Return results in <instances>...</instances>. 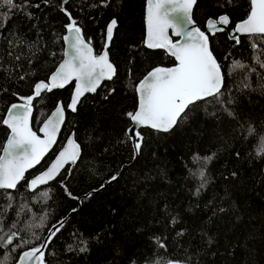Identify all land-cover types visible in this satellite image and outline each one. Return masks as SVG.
Here are the masks:
<instances>
[{"label":"trees","instance_id":"1","mask_svg":"<svg viewBox=\"0 0 264 264\" xmlns=\"http://www.w3.org/2000/svg\"><path fill=\"white\" fill-rule=\"evenodd\" d=\"M220 5L224 6L221 7ZM74 8L79 7L75 6ZM248 8V0H233L231 5L227 3V0H197V4L193 8L192 18L197 22H203L206 18H216L219 15L227 14L230 17L229 25L232 26L235 22L246 17ZM113 12L117 16V10L115 9L114 11L113 8ZM81 20L82 22H78V25L82 28V31L85 34L88 33L94 39L98 34V22L95 21L97 20V14L94 9L89 10V8H86L84 13L81 14ZM58 31L53 32L45 41L34 40L29 43L28 46L30 47L31 45L30 51L42 50L45 61L48 62L57 59L59 53L56 52L54 55L55 51L51 52V48L53 50L54 45L58 47L59 35L61 36ZM127 37L128 33L126 31H121L119 35L114 34L110 51L115 65L119 61L124 70L130 67L129 62H134L137 70L136 74L130 75L131 79L136 78L140 72L142 75L145 72L143 70H147L152 65L169 66L173 64L172 58L160 50L150 51L143 48L138 54L136 49H129L126 46ZM240 38L241 44L235 45L234 41L228 40L224 32H218L214 36L209 35L210 48L222 65L226 81L225 89L230 87L228 85L232 83L236 84L231 94V97L235 98L236 102L229 105V109L234 112V116L227 114V124L219 130L212 144L202 152L197 153L198 138L196 136L193 143L191 139L188 140V143L191 142L192 145L190 144L186 154L182 155V168H179L171 176L161 174V180L164 183L169 184L170 180L173 179V185L176 184L175 188L170 190L171 192L169 191L170 194L175 191L172 199L177 192L175 200L168 205L169 207L173 206L169 215L162 218L151 215L153 209L151 204H149V199L152 198L151 202L155 205L161 192L157 178L159 171L156 167L165 165V162L155 158L161 147L153 144L149 153L146 154V156L148 155L146 159L144 160L143 158L141 160L140 177L136 181L129 183V176L126 174L123 184L118 188H113L107 202L110 208L107 216H105L103 208V211H100L102 209L99 208V212L96 213L94 211L96 207L93 206V202L83 206L80 212L78 209L71 215V217L75 215V222H79L77 228L70 221L65 222L68 225L70 224L68 227L70 232L65 233L68 236L66 235L67 237L59 239L63 232H61L62 227L50 243V249L53 248L57 254L56 264H81L85 258L78 257L79 251L77 248L72 247V250H68L69 245L66 244L71 242L73 236L78 235L80 239H82L80 236H83V241L87 242L88 250L86 253H88L95 245L96 234L95 231L91 232V230L97 225L110 229L118 226L119 236L117 238L118 240L126 239L127 242L125 244L127 245L128 253L134 249L140 251V262L138 264H157V261L159 264H165L169 260L180 261L184 264H264V158L257 157L253 147L259 135L264 133L262 132L264 130V88L261 87L264 84V69H261L258 64L253 62V56L259 55V53H253L249 38L247 36H241ZM259 47L264 49V43H260ZM126 55L129 58L123 61ZM234 60H239L243 64L249 65L250 68H255L256 71L249 72L250 68L248 67L243 70L238 69L229 76V66ZM9 66H12L11 70L16 68L13 63H9ZM1 67H5L6 70L9 68L7 64H1L0 62ZM246 75L248 76L247 80H245ZM118 76L119 78L112 80L116 82L117 87H113L115 93L110 96L108 103L97 106L92 112H85V120L100 117V119L105 120V127L100 130L94 123L81 128L82 134L88 139L87 144H91L92 147L90 151L87 150L90 153L89 155L85 151L82 161H80L74 171L72 182L74 193H80L84 188L95 187L99 183L94 180L102 168L89 174V170L93 167L91 160H95L94 156H98L96 146H102L109 150L110 146L114 144H111L112 138L119 135L120 126L122 127L124 121H127L124 111L132 107L134 99L132 92L124 86L126 79L124 74L121 73ZM245 83L249 84L250 87H243ZM117 90H119V93H117ZM53 94L54 91L45 96L44 101L49 104L48 107L55 100V94ZM113 96L115 97L112 100ZM1 115L2 113L0 114V121ZM74 123L75 119H73ZM186 123L187 120L177 126L180 127L184 137L191 135V127ZM249 124L256 129V135L245 139ZM116 147L119 150L125 149L123 145L117 144ZM167 148L172 150L171 147ZM241 150L243 152L239 153V156H237V153L236 155L233 154V152ZM193 152L200 155V159H198L197 165L190 175V170L188 169L193 166ZM213 153H215V157L205 166L202 158ZM121 155L122 151L120 150L118 163L128 160V158L121 159ZM223 156H227L225 157L227 158L225 171L227 184L221 190L210 195L215 181L213 168ZM201 168H205L207 186L201 189L199 196H195L194 192L201 183L198 178ZM232 173H236V175L233 176ZM85 174L86 176H84ZM162 185L166 187L165 184ZM121 195L124 196L123 199L120 198ZM50 202L51 204L48 207ZM69 204L68 208H71L74 206V201L69 200ZM2 205L0 204V209L3 207ZM145 205L147 207H144ZM45 206L51 213L50 220L59 218L67 210V207L66 209L64 208V204L61 206V203L59 201L58 203L54 202V199H50ZM126 209V223L123 225ZM144 209L148 210L147 212L150 215L148 219ZM220 209H223V211ZM140 212L141 217H135ZM173 217L177 220L175 225L170 223ZM153 225H158L159 235L156 237L160 238L166 248H159L153 238H145L141 242H136V245L129 243L128 240L136 236L138 238L136 241H140L141 237L143 238L148 234L147 231ZM178 232H183L184 234L178 236ZM70 235L72 237L69 239ZM99 237L108 238V236H103L102 234ZM114 251L111 257H106L104 264H114L121 260L124 254L126 255L125 250L120 246H114ZM15 256L16 253H12L10 261L14 260Z\"/></svg>","mask_w":264,"mask_h":264},{"label":"snow or ice","instance_id":"2","mask_svg":"<svg viewBox=\"0 0 264 264\" xmlns=\"http://www.w3.org/2000/svg\"><path fill=\"white\" fill-rule=\"evenodd\" d=\"M44 2L48 3V0H44ZM232 2L233 0H227L229 5ZM248 2L249 8L246 17L235 24L227 38L234 41L235 45H239L241 44L240 37L247 36L253 53H259V55L253 56V62L264 69V58H262L264 49L259 47L260 43H264V0H248ZM68 3L69 0H61L59 4V10L67 16L69 21L65 25L67 34L63 36L66 48L62 62L50 74L47 82L35 83L33 95L18 97L23 103L11 104L7 108V117L2 120L3 125L10 130V134L7 136V142L0 145L3 151V154L0 155V190L16 189L21 181L26 182L28 190H35L39 185H45L55 180L65 165H75L80 156V145L69 137L66 145L45 171L35 176L31 181L25 180V172L39 164L57 143V136L65 120V108L61 103H58L55 110L42 122V126L39 128L42 137L38 135L30 126L35 98L40 97L42 93L51 92L53 89L64 88L74 81L75 90L67 108L75 112L77 104L85 93H95L100 87L101 81L111 80L115 75L116 70L109 61L108 43L104 44L102 53H95L91 39H85L78 21L64 7ZM196 4L197 0H147L144 45L148 49L163 50L167 56L174 58L175 66L170 68L155 67L135 87L139 98L138 108L134 112L126 113L127 118L131 121V126L124 133L126 140L133 141L131 146L133 159L140 155L145 140L144 134L140 131L141 128L152 129L156 133H169L183 120L188 119L189 113L199 107L202 101L205 107L210 103L219 104L229 116H234V112L225 105L235 104L236 101L231 96L227 101L223 99L226 88L225 76L222 65L210 48L209 35L194 26L192 13ZM33 6L39 7V5ZM101 6H108L106 0H102ZM16 7V0H0V9L8 10L3 14L4 17H8V13ZM92 7H96V5H92ZM28 15L31 18V13ZM229 24L230 17L227 14H222L216 19L209 18L206 28L208 33L214 36L218 32H224ZM116 25L117 20L112 19L106 26L108 42L112 40ZM3 26H6V20L0 19V27ZM171 36L178 37V39L173 40L170 38ZM15 59L19 60L20 57L16 56ZM245 68H248V65L234 60L229 66L228 75H232L238 69ZM255 71V68L249 69V72ZM20 79H24V77L21 76ZM245 79H248L247 75ZM243 87L247 88L250 85L245 83ZM261 87L264 88V84ZM13 95L16 94L13 93ZM104 99H108V96H105ZM253 135H256V129L249 124L245 139ZM120 142L124 143L125 141ZM256 156L264 158V134L259 135ZM214 157L215 153L203 157L205 166ZM118 175L119 173L111 176L108 183L115 181ZM232 175L235 176L236 173H232ZM198 178L201 183L194 192L195 196H199L201 189L207 186L205 168L199 170ZM103 187L102 184L101 188ZM98 190L94 189L93 191ZM65 192L72 199H79L72 196L66 187ZM92 194V192L87 193L85 198H90ZM41 195L46 199L50 198L49 191H44ZM80 202L83 203V200ZM11 207L12 205L9 203L7 208ZM24 207L21 206V211ZM220 210L223 211V209ZM72 211H76V209ZM16 215L17 219L7 226L0 218V249H7L9 253H18L15 264H47L45 250L48 249L52 238L63 227L64 221L59 222V226H52L49 236L43 244L25 251H18L34 243V240L25 239L19 233L32 227H44V218H41L38 224L27 225L17 231L15 229L19 223L20 211ZM170 223L175 225L176 218L173 217ZM183 234V232L177 233L178 236ZM33 236L35 240L40 239L34 233ZM17 240L20 243H16ZM153 240L159 248H166L159 237H153ZM80 243L83 246L79 248V251L86 252L88 250L87 242L81 240ZM68 250H72L71 245ZM49 254L54 255L55 253L49 252ZM8 259V255H3L0 264H7ZM132 264H136V262L133 261ZM157 264H159L158 261ZM167 264H182V262L169 260Z\"/></svg>","mask_w":264,"mask_h":264},{"label":"rangeland","instance_id":"3","mask_svg":"<svg viewBox=\"0 0 264 264\" xmlns=\"http://www.w3.org/2000/svg\"><path fill=\"white\" fill-rule=\"evenodd\" d=\"M60 3L61 0H48V3H45L44 0H16L17 7L8 13V17L3 16V14L5 12H8V10L0 9V19L6 20V26L0 27V62L1 64H7L9 67L7 70L5 69V67L0 68V114L2 113L3 115L4 110L9 104L17 101L23 102L18 97L29 96L32 92L33 84L37 80L46 79V77L52 72L58 61L61 59L62 42L60 35L59 43L57 44L58 47L54 45V49L52 50L51 48V52L55 51L54 55L56 54V52L59 53V57L53 61H45L46 59L44 58V52L42 50L36 48L37 51L32 52L30 51L31 48L28 46V44L34 40H39L41 42L45 41L47 37L52 35V33L56 30H59V34H62L68 18L64 15L63 12L59 10ZM106 3L108 6L105 7L101 6L102 0H69V3L67 5H64V7L72 14L73 18L76 19L78 22H82L81 14L84 13L86 8H89V10L94 9L95 13L97 14V20L95 21L98 22L97 39L99 40V42L102 41V38L104 36V28L107 21L111 16H116L115 12H113V8L114 11L116 9L118 14L115 17L117 20L115 34L119 35L121 31H126L128 33L126 46L129 49H136V51H138V54H140L139 51H142L144 48L142 40L143 31L141 32L144 0H106ZM33 5H39V7H34ZM92 5H96V7H92ZM75 6H78L79 8H74ZM28 13H31L32 18H29ZM98 47H100V45H98ZM9 53H11V55H9ZM16 56H19L20 59H15ZM126 58L128 59L129 57H127V55L124 56L123 61ZM130 59L134 61L132 57H130ZM9 63L15 64L16 68L11 70L12 66H9ZM116 65L117 66L114 78H119V76L117 77V75L123 73L126 78L124 86L128 90L132 89V81L130 75H133L134 73L136 74L137 66L134 65V62H129L130 67L124 70L119 61L116 63ZM248 67L250 68L249 65ZM143 71L146 70L144 69ZM140 75L141 72L137 77H139ZM21 76H23L24 79H20ZM235 85L236 84L232 83L231 85H228L230 87L224 89L225 96L223 97V99L225 101L233 93V88ZM113 87H117L116 82H104L95 93L87 94L83 98H81L80 102L77 105V111L72 113L67 112V122L63 126L60 138L56 143L55 147L53 148L51 154L47 155L46 158L40 163V165L33 170V172L26 174L25 180H27L30 176L44 168V166L48 163L50 157L55 154V152L61 146L65 136L70 131L73 134L74 141L80 145L81 149L80 156L76 163L78 166L80 161H82L81 159L83 158L85 151H90V148L92 147L91 144H87L88 139L86 138V136H84V134H82L81 128L94 123L100 130H103L102 128L105 127V120L100 119V117L85 120V112H92L97 106L105 105L106 103H108L110 96L115 93V89ZM70 90L71 86L55 90V100L49 107V104L44 101V99L45 96L50 93H42L40 97H37L33 100L34 112L31 120L33 130H37L38 126L42 122V119L54 107L55 102L57 100L61 99L64 103L67 102ZM110 92L111 95H109ZM13 93H15L16 95H13ZM117 93H119V90H117ZM105 96H108V99H104ZM114 97L115 96H113L111 99L113 100ZM225 106L229 108L228 104H226ZM128 112H131V109ZM126 113L127 110L124 112V116H126ZM226 118L227 112H225L219 104L210 103L207 104V106L205 107V104L202 101L200 102L199 107H196L193 112L189 113L188 119H186V124H189V126L191 127V135H189L188 137H184L183 133H181L180 131V127H177L180 123L169 133H156L154 130L141 128L140 131L144 134L145 140L140 155H138L135 159L132 158V143L131 141H127L124 135L129 123H127V121H124L123 126H120L119 135L112 138L111 144L116 143V145L113 144V146H110L109 150L108 148L102 146H96V153L98 154V156H94L95 160H91L93 167L91 168V170H89L90 174L102 168L99 171L97 178H95V182H100L106 176H109L108 178H111V176L119 173L118 178L112 182L113 184L110 187H105L106 189L104 188L102 192L92 194L90 198L84 199L83 203L79 202L77 205L79 207V212L82 210L83 206L94 202L93 206L96 207L94 211L97 213L99 212V208H103L105 211L104 214L105 216H107V213L110 209L109 204L107 202L110 198L113 188H118L123 184V179L126 174H128L129 176V183L131 181H136L140 177L141 160L143 158L144 160L146 159V157L148 156H146V154L149 153L151 146L153 144H156L161 148L160 150H158L159 153H156L155 158L165 162V165H161V167H156V169L159 171L157 173V178L161 192L159 193V199L157 200L156 204H152V198L149 199V204H151L153 209L151 213L152 216H159L160 218L168 216L171 210L173 209V206L169 207L168 205L170 204V202H173L177 196L176 192L175 197L172 199V196L175 194V191L170 194V190L175 188L176 184L173 185V179L170 180L169 184L164 183L161 180V174L163 173L171 176L172 174H175L179 170V168H182V155L186 154V151H188V149L190 148V144L191 142L193 143L195 136L198 138V148H196L197 153L202 152L204 149L210 146L219 130L227 124ZM73 119H75L74 124ZM186 120H183L181 123H185ZM262 132H264V130ZM7 133L8 130L2 125V121H0V145L3 144ZM190 139L191 142L188 143V140ZM122 140L125 141L124 143L126 145L120 142ZM117 144L123 145L125 147L124 150L120 149L122 151L121 159L128 158V160H124L123 162L118 163L120 157V150L116 147ZM167 147H171L172 150H168ZM253 147L254 152L256 153L257 142L256 144H254ZM241 152H243V150L233 152V154L236 155V153ZM197 153L193 152L192 154V165L194 167L191 166V168L188 169L190 170V175L193 173L198 161L194 158H199L200 156ZM89 154L90 153L88 152V155ZM225 157L223 156L214 165L213 170L215 175V181L212 185L210 195L221 190L227 184L225 179L227 158ZM75 165L68 166L60 175L56 177L55 180L43 186L37 187L35 190L29 191L27 189L25 181H22L16 189H13L11 191L0 190V204H3V207L0 209V218L3 219V223L5 226L9 225L11 222L17 219L16 214L18 211H20V216L19 223L17 224V229H15L17 231H19V229L21 228H25L27 225L38 224L40 223L41 218H44V227H32L27 229L26 231H21L19 233L20 236L25 239L34 240V243L29 244L24 248L19 249L18 251H22L28 247L37 246L42 239V235H44L47 229H49L50 226L58 220V218L50 220L51 213L45 206V204H47L50 199H54V202L57 203L59 201V203H61V206H63L64 204L65 209L66 207L68 208V206L70 205L69 199L67 198V196L69 195L65 192V187L67 188L68 192L74 193L72 189V182L74 179L75 172H73V170ZM122 165H124V167ZM84 176H86V174ZM162 184H165L166 187ZM89 188L84 189L87 190ZM84 189L83 191H80V193L84 192ZM94 189L95 187L91 188V190ZM44 191H49L50 198L46 199L41 195ZM9 197H11V200H9ZM168 197H170L169 200H167ZM120 198L123 199L124 196L121 195ZM9 203H11L12 205L11 208H7ZM50 204L51 202L48 204V207L50 206ZM116 204H118V202H116ZM22 205L25 207L21 211ZM144 207H147V205H145ZM5 208H7V211H5ZM103 209L100 211H103ZM144 211L146 212V216L148 219V217H150L147 212L148 210L144 209ZM126 213L127 209L124 213L123 225L126 223ZM74 217L75 215L70 217V219L67 221H70L77 228L79 222H75ZM135 217L140 218L141 212L139 213V215H135ZM69 225L68 223H65L62 228L65 229H61V232H63L59 239H63L68 236V234L65 233L70 232L68 228ZM118 229V226H115L111 229L108 227H100V225L94 226L91 232L95 231L96 241L95 245L88 253L79 251V248L83 246L80 243L81 240H84L83 236H80L82 238L80 239L78 235L73 237L72 235H70L69 239L72 237V240L66 245H72V243L74 242L72 247L77 248V250L79 251L78 257L85 258L81 264H104L106 262V257H111L112 254L115 252L114 246H120L126 252V255L124 254V257L114 264H132L133 261L138 264L140 262V251L138 249H134L132 252L128 253L127 245L125 244L127 242L126 239L123 240L122 238L118 240L117 238V236H119ZM158 231V225H153L150 230L147 231L148 234L143 238L141 237L140 241H136V239H138L136 238L137 236L128 241L130 244L133 243L134 245H136V242H141L145 238L150 239L158 236ZM33 233L35 234V236H39L40 239L35 240ZM101 234L103 236H108V238H100L99 236H101ZM16 243H20V241L17 240ZM50 247L51 244H49L48 249L45 250L46 262L47 264H53V262L54 264H56L55 260L57 259V254L56 252H54L53 248L50 249ZM49 252H54L55 254L51 255L49 254ZM0 254L8 255L9 259L7 261V264H13L18 255V253H16L14 260L10 261L12 253H9L7 249H0ZM3 255H0V259H3Z\"/></svg>","mask_w":264,"mask_h":264},{"label":"water","instance_id":"4","mask_svg":"<svg viewBox=\"0 0 264 264\" xmlns=\"http://www.w3.org/2000/svg\"><path fill=\"white\" fill-rule=\"evenodd\" d=\"M146 15H147V0H145V4H144V12H143V21H144L143 46H144V47H145V45H144V40H145V38H146ZM219 16H220V15H219ZM219 16H217L216 18H218ZM209 18H211V17H209ZM209 18H206V19H205V21H204V23H203V27L199 26L195 21H194V26L199 27L202 31H205L206 34L211 35L210 33H208V30H207V28H206V24H207V21L209 20ZM216 18H212V19H216ZM112 19H115V18L112 17V18L106 23V25H105V28H104V36H103V47H102L100 53L103 52V50H104V44H105V43H108V47L111 45L112 40H111V42H108L107 39H106V26H107V24H108ZM243 19H244V18H243ZM243 19H241V20L235 22L234 25H233L231 28H229V27L227 26V28H226L225 31H224L225 34H226V36H228V33L231 32V31L234 29L235 24L238 23V22H240V21H242ZM114 30H115V29H114ZM114 30H113V37H114ZM66 34H67V33H66V29L64 28V31H63V33L61 34V42H62L61 59L58 61V63L56 64V66L54 67V69L52 70V72H53V71L55 70V68L59 65V63L62 62V60H63V58H64L63 53H64V50H65V48H66V45H65V43H64V41H63V36L66 35ZM237 35H240V34H237ZM113 37H112V39H113ZM170 38L173 39V40H177V39H178V37H174V36H171ZM145 49H147V50H160V51H162V52L164 53V51L161 50V49H148L147 47H145ZM171 58H172V60H173L174 63L171 64V65H169V66L154 65V66L150 67V68H149V69H148V70H147V71L141 76V78L136 82V84H135V86H134V91H135V87L139 84L140 80H142L143 77H144L149 71H151L152 69H154L155 67L170 68V67L175 66V60H174L173 57H171ZM112 64H113V63H112ZM113 66H114V65H113ZM114 68H115V67H114ZM52 72H51V73H52ZM51 73H50V74H51ZM50 74L46 77V79H44V80H37L35 83L40 82V81L47 82L48 77L50 76ZM109 81H111V80H103V81H101V84H103L104 82H109ZM35 83L33 84L32 92H31L30 95H33V91H34V85H35ZM70 85H71L72 88H71L70 94H69V96H68V100H67V102H66V105L64 106L61 100H57V101L55 102L54 107H53V108H52V109H51V110H50V111L44 116V118L42 119V122H43L48 116L51 115L52 111L55 110V108H56V106H57L58 103H61V104L64 106V108H65V114H66V112L72 113V111H71L70 109L67 108V105L70 103V101H71V97H72V94H73V92H74V90H75V82L73 81L72 83L66 85L65 87L70 86ZM65 87H64V88H65ZM98 88H99V87H98ZM98 88H97V89H98ZM59 89H62V88H56V89H53L51 92H53V91H55V90H59ZM51 92H46V93H51ZM87 94H92V93H85V95H87ZM85 95H84V96H85ZM135 95H136V104H135V107H134V109H133V112L138 108V103H139V98H138V95H137L136 92H135ZM84 96H83V97H84ZM83 97H81V98H83ZM36 98H37V97H36ZM80 100H81V99H80ZM14 103L19 104V103H23V102L17 101V102H14ZM11 104H13V103H11ZM11 104H9V105L7 106V108H8ZM77 105H78V104H77ZM7 108H6V109L4 110V112H3V115H2V119H1V121H2L4 118L7 117ZM33 112H34V108H33ZM33 112H32V115H33ZM31 120H32V118H31ZM31 120H30V126L32 127ZM64 121H65V120H64ZM42 122L40 123V125L38 126V128H37V130H36L37 134H38V135H41V137H42V133L39 132V128L42 126ZM129 122H130V124L128 125V127L131 126V121L129 120ZM63 124H64V123H63ZM63 124L61 125L60 132H59V134H58V136H57V142H58V140H59V136H60V133H61V130H62V126H63ZM2 125H3V123H2ZM3 126L8 130V133H7V135H6V138H5L4 142H3V144H4V143L7 142V136L10 134V130L7 128V126H5V125H3ZM128 127H127V128H128ZM127 128H126V129H127ZM32 129H33V128H32ZM151 130H152V129H151ZM33 131H35V130H33ZM69 137H71V138L73 139V134H72V133H69V134L66 136V138L64 139V141L62 142L61 146L58 148L57 152L54 154V156H53L52 159L50 160V162H48V163L44 166V168H42L39 172H37V173L33 174L32 176H30L26 181H31L35 176L41 174L43 171H45V170L51 165V163L55 160L57 154H58V153L62 150V148L66 145L67 140H68ZM132 143H133V141H132ZM55 145H56V144H55ZM55 145H54V146L52 147V149H51V150H50V151H49V152H48V153L42 158V160L40 161V163H41V162L46 158V156H47V155L53 150V148L55 147ZM2 154H3V151H2V147H1V149H0V155H2ZM40 163L37 164L35 167L28 169V171L25 172V175H26V174H29L30 172H32L35 168H37V166L40 165ZM67 165H68V164H67ZM67 165H65V167H66ZM65 167H64V168H65ZM62 170H63V169H62ZM62 170H61V171H62ZM109 180H110V179H109ZM52 181H53V180H52ZM50 182H51V181H50ZM26 186H27V184H26ZM40 186H43V185H39L38 187H40ZM27 189H28V188H27ZM11 190H13V189L5 190V191H11ZM29 191H30V190H29ZM68 216H69V215H68ZM68 216H67V217H68ZM67 217H66V218H67ZM66 218H63V219H61L60 221H58V222H56V223H53V224L50 226V228L47 229V231L45 232V234L42 236V239H41L40 243H39L37 246L43 244V243L47 240V238H48V236H49V230L52 229V226H53V225H57V226H59V222H61V221H65ZM33 247H34V246H33ZM29 248H31V247L25 248V249L22 250V251L28 250ZM15 261H16V260H15ZM174 261H176V260H174ZM13 264H15V262H14ZM165 264H167V263H165ZM182 264H184V263H182Z\"/></svg>","mask_w":264,"mask_h":264},{"label":"flooded vegetation","instance_id":"5","mask_svg":"<svg viewBox=\"0 0 264 264\" xmlns=\"http://www.w3.org/2000/svg\"><path fill=\"white\" fill-rule=\"evenodd\" d=\"M144 4H145V0H144ZM143 12H144V6H143ZM112 18V16L109 18V20ZM115 18V17H114ZM116 19V18H115ZM108 20V21H109ZM107 21V22H108ZM195 21V20H194ZM204 21H205V19H204ZM204 21L203 22H197V21H195L199 26H201V27H203V23H204ZM69 21L67 20L66 21V24L68 23ZM233 26V25H232ZM232 26H230V25H228V27L229 28H231ZM65 28V27H64ZM142 34H144V21H143V13H142ZM63 33V32H62ZM225 33V32H224ZM114 34H115V30H114ZM83 35H84V37H85V39L87 40V39H91V43H92V47H93V49H94V52L95 53H100V51H101V49H102V47H103V38H102V41L101 42H99V40L97 39L98 37L96 36L94 39L92 38V37H90L89 35H88V33H84L83 32ZM211 36V35H210ZM142 40H143V38H142ZM112 43V42H111ZM98 45H100V47H98ZM145 48V47H144ZM110 49H111V45L108 47V49H107V51H108V55H109V61L111 62V63H113V65H114V67H115V70H116V65H115V63H114V61H113V58H112V54H111V51H110ZM150 51H153V50H150ZM174 63V62H173ZM155 65H157V64H155ZM152 66H154V65H152ZM151 66V67H152ZM150 68V67H149ZM148 68V69H149ZM147 69V70H148ZM146 70V71H147ZM145 71V72H146ZM144 72V73H145ZM143 73V74H144ZM142 74V75H143ZM142 75H140L139 77H137V78H134V79H131V81H132V85H131V87H132V89H130V91L132 92V95H133V99H134V102H133V105H132V107L131 108H129V109H126L127 110V112L131 109V112H133V109H134V107H135V104H136V95H135V91H134V86H135V84H136V82L141 78V76ZM113 78H114V76H113ZM113 78L111 79V81H109V82H112V80H113ZM71 86V85H70ZM100 86H102V84L100 85ZM72 88V87H71ZM100 88V87H99ZM98 88V89H99ZM97 89V90H98ZM96 90V91H97ZM71 91V90H70ZM70 94V93H69ZM93 94V93H92ZM69 96V95H68ZM59 100H61V99H59ZM62 101V103H63V105L65 106L66 105V103H64L63 102V100H61ZM125 110V111H126ZM124 111V112H125ZM66 114H67V112H66ZM66 114H65V120H66ZM125 118H126V120H127V123H129L130 124V122H129V119L127 118V116H125ZM64 123H65V121H64ZM128 124V125H129ZM65 124H63V126H64ZM63 126H62V129H63ZM128 127V126H127ZM61 132H62V130H61ZM69 133H72L71 131L70 132H68V134ZM61 134V133H60ZM67 134V135H68ZM66 135V136H67ZM66 136H65V138H66ZM59 138H60V136H59ZM64 138V139H65ZM64 141V140H63ZM128 141V140H127ZM77 143V142H76ZM129 143V142H128ZM131 143H132V141H131ZM78 144V143H77ZM52 152V151H51ZM51 152L48 154V155H50L51 154ZM57 152V151H56ZM55 152V153H56ZM54 155H52L51 157H50V159H49V161L48 162H50V160L52 159V157H53ZM68 166H72V164H68L62 171H61V173L68 167ZM123 167H124V165H122ZM72 168V167H71ZM76 168H77V164L74 166V170H73V172L76 170ZM70 169V168H69ZM68 169V170H69ZM60 173V174H61ZM111 175V174H110ZM109 176H107V177H105V178H103V180H101L96 186H95V189H99L98 191H93V190H91V188H89V189H87V190H85L84 192H82V193H71L72 194V196H75V197H78L79 199H72L70 196H67V198L70 200V201H74V206H72L71 208L69 207V208H67V210L65 211V213L62 215V216H60L59 218H58V220L57 221H55L54 223H56V222H58V221H60L61 219H63V218H66L68 215V217L66 218V220L64 221V223H63V225L65 224V222H67V220H69L70 219V217H71V215L74 213V212H76L78 209H79V207L77 206L78 205V203L80 202V200H84V199H86L85 197H86V194L87 193H89V192H92L93 194L94 193H97V192H99V191H101V190H103L105 187H107V186H109L113 181H111V183H108V180L110 179V178H108ZM106 179V180H105ZM22 182V181H21ZM20 182V183H21ZM104 185V187L103 188H101V185ZM89 190V191H88ZM73 209H76V211H72ZM43 236V235H42Z\"/></svg>","mask_w":264,"mask_h":264},{"label":"bare ground","instance_id":"6","mask_svg":"<svg viewBox=\"0 0 264 264\" xmlns=\"http://www.w3.org/2000/svg\"><path fill=\"white\" fill-rule=\"evenodd\" d=\"M33 172V171H32Z\"/></svg>","mask_w":264,"mask_h":264}]
</instances>
